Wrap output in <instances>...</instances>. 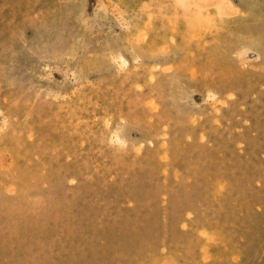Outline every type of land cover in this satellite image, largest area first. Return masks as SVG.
Instances as JSON below:
<instances>
[{
    "label": "rangeland",
    "instance_id": "rangeland-1",
    "mask_svg": "<svg viewBox=\"0 0 264 264\" xmlns=\"http://www.w3.org/2000/svg\"><path fill=\"white\" fill-rule=\"evenodd\" d=\"M0 264H264V0H0Z\"/></svg>",
    "mask_w": 264,
    "mask_h": 264
},
{
    "label": "bare ground",
    "instance_id": "bare-ground-1",
    "mask_svg": "<svg viewBox=\"0 0 264 264\" xmlns=\"http://www.w3.org/2000/svg\"><path fill=\"white\" fill-rule=\"evenodd\" d=\"M226 50V49H225Z\"/></svg>",
    "mask_w": 264,
    "mask_h": 264
}]
</instances>
